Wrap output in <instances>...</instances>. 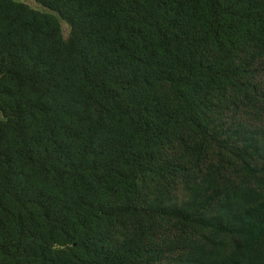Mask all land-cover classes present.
<instances>
[{
  "label": "trees",
  "instance_id": "trees-1",
  "mask_svg": "<svg viewBox=\"0 0 264 264\" xmlns=\"http://www.w3.org/2000/svg\"><path fill=\"white\" fill-rule=\"evenodd\" d=\"M35 2L0 0V264H264V0Z\"/></svg>",
  "mask_w": 264,
  "mask_h": 264
},
{
  "label": "rangeland",
  "instance_id": "rangeland-1",
  "mask_svg": "<svg viewBox=\"0 0 264 264\" xmlns=\"http://www.w3.org/2000/svg\"><path fill=\"white\" fill-rule=\"evenodd\" d=\"M23 2L25 3H28L30 5H32L34 8L38 9V10H41V11H46L47 12V9L42 7L41 5H38L35 0H22ZM62 25H63V30H64V34L67 36L69 34V27L68 25L62 21Z\"/></svg>",
  "mask_w": 264,
  "mask_h": 264
},
{
  "label": "water",
  "instance_id": "water-1",
  "mask_svg": "<svg viewBox=\"0 0 264 264\" xmlns=\"http://www.w3.org/2000/svg\"><path fill=\"white\" fill-rule=\"evenodd\" d=\"M22 1V0H21ZM32 6V5H31ZM45 8V7H44ZM47 11L49 12V9H47Z\"/></svg>",
  "mask_w": 264,
  "mask_h": 264
}]
</instances>
